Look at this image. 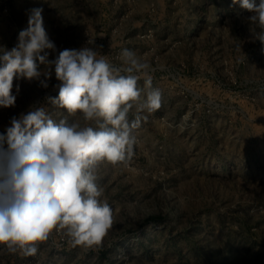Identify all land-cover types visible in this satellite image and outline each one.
Here are the masks:
<instances>
[{
  "label": "rangeland",
  "instance_id": "1",
  "mask_svg": "<svg viewBox=\"0 0 264 264\" xmlns=\"http://www.w3.org/2000/svg\"><path fill=\"white\" fill-rule=\"evenodd\" d=\"M37 7L56 46L49 60L90 47L119 65L135 51L162 106L145 114L131 160L99 169L115 214L102 248L54 233L34 257L0 246V264H264V44L252 13L233 0H0V48L17 46ZM51 71L47 88L43 76L14 79L0 134L37 107L57 111Z\"/></svg>",
  "mask_w": 264,
  "mask_h": 264
},
{
  "label": "clouds",
  "instance_id": "2",
  "mask_svg": "<svg viewBox=\"0 0 264 264\" xmlns=\"http://www.w3.org/2000/svg\"><path fill=\"white\" fill-rule=\"evenodd\" d=\"M233 3L252 13L250 31L264 44V0ZM42 12L30 10L16 47L0 48V107L15 105L14 79L43 76L40 83L47 88L54 66L59 81L58 95L47 98L55 113L37 107L12 118L6 137L0 134V246L22 257L36 256L54 233L72 247H103L115 214L104 198L99 169L131 160L145 114L162 106V92L153 87L154 69L135 51L123 49L119 65L90 47L64 49L49 60L48 50L56 46Z\"/></svg>",
  "mask_w": 264,
  "mask_h": 264
},
{
  "label": "trees",
  "instance_id": "3",
  "mask_svg": "<svg viewBox=\"0 0 264 264\" xmlns=\"http://www.w3.org/2000/svg\"><path fill=\"white\" fill-rule=\"evenodd\" d=\"M151 218H156L155 216H151Z\"/></svg>",
  "mask_w": 264,
  "mask_h": 264
}]
</instances>
